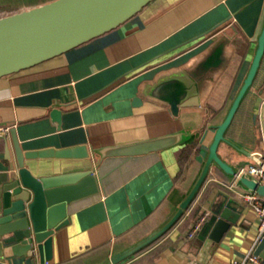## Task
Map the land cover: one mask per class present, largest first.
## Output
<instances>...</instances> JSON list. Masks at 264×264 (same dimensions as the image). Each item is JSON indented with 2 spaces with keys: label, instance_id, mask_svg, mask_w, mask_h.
<instances>
[{
  "label": "crops",
  "instance_id": "1",
  "mask_svg": "<svg viewBox=\"0 0 264 264\" xmlns=\"http://www.w3.org/2000/svg\"><path fill=\"white\" fill-rule=\"evenodd\" d=\"M51 1L0 4L8 16ZM263 29L264 0H153L103 35L0 77V127L10 128L0 130V205L3 185L18 171L15 140L24 153L84 148L83 156L26 159L38 177L91 171L97 180L96 192L66 206L51 260L35 264L107 263L165 226L195 192L166 234L119 264H229L256 251L257 213L238 197L251 189L229 186L233 172L254 162L251 154L264 153V55L217 145L225 167L211 148ZM164 140L158 150L120 153ZM227 204L237 221L217 243L199 239L203 218ZM0 264L32 262L15 255Z\"/></svg>",
  "mask_w": 264,
  "mask_h": 264
},
{
  "label": "water",
  "instance_id": "2",
  "mask_svg": "<svg viewBox=\"0 0 264 264\" xmlns=\"http://www.w3.org/2000/svg\"><path fill=\"white\" fill-rule=\"evenodd\" d=\"M151 1L153 0H54L26 12L0 17V77L28 69L103 35L122 25ZM263 53L264 29L249 74L226 119L218 127V134L211 148L212 159L223 167L225 164L218 158L217 145L223 137V130L231 122L240 101L252 85ZM162 86H158L157 91ZM182 91L184 95L188 92L186 84ZM180 96L177 94L170 101L171 110L175 115H178L182 105V99L178 98ZM58 113V110H54L53 117L60 118ZM0 138H5L1 132ZM166 143L165 140L145 143L126 148L120 153L142 154L146 151L158 150ZM14 144L18 171L12 174L2 188L0 258L16 255L31 258L32 264L36 263L37 258L41 263H45L52 258L54 234L67 223L66 206L77 197L96 192L97 180L91 171L50 178L38 177L25 163L26 159L31 158L83 156L84 148L24 153L17 140ZM240 182L264 197V184L258 185L248 177H242ZM195 193L185 201L182 209L165 226L103 264H119L166 234L183 215ZM238 216L233 215V209L227 204L221 212L204 219L198 235L199 239L204 240L209 236L216 243L219 242L231 223L237 221ZM258 245L255 254L264 257V237Z\"/></svg>",
  "mask_w": 264,
  "mask_h": 264
},
{
  "label": "built area",
  "instance_id": "3",
  "mask_svg": "<svg viewBox=\"0 0 264 264\" xmlns=\"http://www.w3.org/2000/svg\"><path fill=\"white\" fill-rule=\"evenodd\" d=\"M9 127L1 126L0 130L8 131ZM253 163L246 166H241L233 175V180L230 183L231 187L235 182L241 180L242 177H248L255 181L258 185L264 184V153L257 152L251 154ZM238 197L244 199V201L253 207L257 213L258 225H259V234L257 242H261L264 237V197L258 194L257 191H247L238 194ZM203 218V222H204ZM199 225L197 226V229ZM229 264H264V259L255 254L254 251L250 252L246 257L241 260H233Z\"/></svg>",
  "mask_w": 264,
  "mask_h": 264
},
{
  "label": "trees",
  "instance_id": "4",
  "mask_svg": "<svg viewBox=\"0 0 264 264\" xmlns=\"http://www.w3.org/2000/svg\"><path fill=\"white\" fill-rule=\"evenodd\" d=\"M3 9H4L3 7H0V11L3 10ZM4 10H5V9H4ZM0 14H1V13H0ZM4 16H5V15H4ZM0 17H3V15H0ZM220 109H221V110L225 109V108H224V105H222ZM216 111H217V110H215L214 112H216ZM183 151H184V155H183L182 158H181V161H182V165H181V167H182V169H183V167H184V163H185L184 161L186 160V158L189 157V156L185 155V153L187 152L186 149L183 150ZM182 169H181V170H182ZM196 224H197V223H196ZM157 241H158V240H157ZM157 241H156V242H157ZM156 242H154V243H156ZM154 243H152V244H151V243L148 244V246H147L146 248L148 249V247L152 246ZM145 250H146V249H145ZM140 252H141V251H140ZM140 252H139V253H140Z\"/></svg>",
  "mask_w": 264,
  "mask_h": 264
},
{
  "label": "rangeland",
  "instance_id": "5",
  "mask_svg": "<svg viewBox=\"0 0 264 264\" xmlns=\"http://www.w3.org/2000/svg\"><path fill=\"white\" fill-rule=\"evenodd\" d=\"M0 7H3L5 9V10L3 9V10L0 11V13H1L0 15H3L4 16V15L8 14V12L10 11V8L4 7V4L3 5L0 4ZM145 249H147V248L145 247L143 250H145Z\"/></svg>",
  "mask_w": 264,
  "mask_h": 264
}]
</instances>
